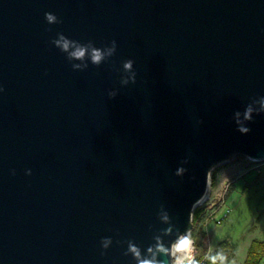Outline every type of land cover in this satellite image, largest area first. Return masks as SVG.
<instances>
[{
  "label": "water",
  "instance_id": "1",
  "mask_svg": "<svg viewBox=\"0 0 264 264\" xmlns=\"http://www.w3.org/2000/svg\"><path fill=\"white\" fill-rule=\"evenodd\" d=\"M58 33L117 52L69 61ZM0 87V264H136L126 241L193 229L216 165L264 162V0H0Z\"/></svg>",
  "mask_w": 264,
  "mask_h": 264
},
{
  "label": "rangeland",
  "instance_id": "2",
  "mask_svg": "<svg viewBox=\"0 0 264 264\" xmlns=\"http://www.w3.org/2000/svg\"><path fill=\"white\" fill-rule=\"evenodd\" d=\"M196 208L202 209V214L195 221L193 218V227L195 234L206 232L203 246L215 250L228 240L234 252L231 261L243 264L251 243L264 241V162L235 154L216 165L207 194ZM220 219L223 223L217 225Z\"/></svg>",
  "mask_w": 264,
  "mask_h": 264
},
{
  "label": "clouds",
  "instance_id": "3",
  "mask_svg": "<svg viewBox=\"0 0 264 264\" xmlns=\"http://www.w3.org/2000/svg\"><path fill=\"white\" fill-rule=\"evenodd\" d=\"M45 18L48 23H60L57 16L52 14L51 12L45 13ZM58 38L53 39L51 43L59 48L62 52L68 53V60H80L84 61L85 57L91 61V64L99 67L101 64L109 61L117 52V42L115 40L111 41L110 46L105 45L104 48L95 47V43L89 40L86 44L80 43L77 40H70L63 33L57 34ZM90 50V55H89ZM134 61L128 59L123 62L122 68L125 73H131L130 77H124L121 79L122 84H128L129 80L132 83L136 81V73L133 71ZM89 67L88 63H79L72 64L73 70L83 71ZM4 89L0 87V92H3ZM116 95L115 92H109V96L114 97ZM261 103L264 104V97H261ZM254 109L251 105H249L244 112V119L251 120L252 113ZM237 116V124L238 131L241 133H248L250 129L243 125V122L239 119L240 113H236ZM185 170L183 168L178 170V175L182 174ZM12 174L15 175V170H12ZM31 170H28V175H31ZM162 219L167 221L168 215L167 213H163ZM167 231H171L168 229ZM156 243L155 245H149L147 247L148 256H142V252L140 247L133 240L126 241L127 249L124 252V255L127 256L129 253L135 258L136 264H167L166 261L157 259L158 254L164 253L166 255H170L172 257V264H199V262L194 258V241L192 239L191 233H186L181 236L171 245V248H167L164 246L161 238L159 236L154 237ZM113 243V239L111 237H104L101 240L102 249L106 250ZM117 243H121L117 241ZM106 253L102 252L104 255ZM227 264L228 257L224 253H217L216 255L211 257V264ZM231 264H236V261H231Z\"/></svg>",
  "mask_w": 264,
  "mask_h": 264
},
{
  "label": "trees",
  "instance_id": "4",
  "mask_svg": "<svg viewBox=\"0 0 264 264\" xmlns=\"http://www.w3.org/2000/svg\"><path fill=\"white\" fill-rule=\"evenodd\" d=\"M201 214H202V209L196 208L193 215L194 221L200 218ZM193 237L198 238V243L196 241L197 249H198L196 260L199 262V264H211V257L221 252L228 257L227 264L229 263V261H231L234 258V252L232 251V246L228 240L220 243L215 250H211L208 246H203V243L205 244V241L207 239L206 232H198V234H195L194 231ZM263 263H264V241L255 240L251 243V246L249 247L247 252V257L243 264H263Z\"/></svg>",
  "mask_w": 264,
  "mask_h": 264
},
{
  "label": "built area",
  "instance_id": "5",
  "mask_svg": "<svg viewBox=\"0 0 264 264\" xmlns=\"http://www.w3.org/2000/svg\"><path fill=\"white\" fill-rule=\"evenodd\" d=\"M250 161H252V162H256V161H254V160H251L250 158H248ZM217 225H221L222 223H223V219H220V220H218L217 222ZM196 229L193 227V229L191 230V231H189L190 233H191V236H192V239H193V241H194V251H193V256H194V258L196 259L197 258V254H198V249H197V244H196V240H195V238L193 237V232L195 231ZM188 232V233H189Z\"/></svg>",
  "mask_w": 264,
  "mask_h": 264
}]
</instances>
